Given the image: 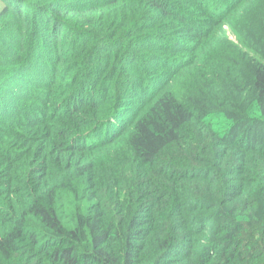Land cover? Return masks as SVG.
Masks as SVG:
<instances>
[{
	"label": "trees",
	"instance_id": "trees-1",
	"mask_svg": "<svg viewBox=\"0 0 264 264\" xmlns=\"http://www.w3.org/2000/svg\"><path fill=\"white\" fill-rule=\"evenodd\" d=\"M0 4V264H264V0Z\"/></svg>",
	"mask_w": 264,
	"mask_h": 264
},
{
	"label": "rangeland",
	"instance_id": "rangeland-1",
	"mask_svg": "<svg viewBox=\"0 0 264 264\" xmlns=\"http://www.w3.org/2000/svg\"><path fill=\"white\" fill-rule=\"evenodd\" d=\"M0 6H1V4H0ZM0 10H1V8H0ZM228 36L230 37V39H232V40H234L232 37H231V35H230V32L228 31Z\"/></svg>",
	"mask_w": 264,
	"mask_h": 264
}]
</instances>
